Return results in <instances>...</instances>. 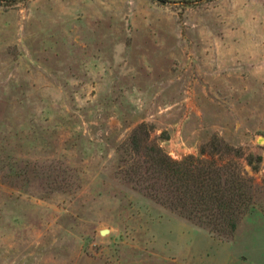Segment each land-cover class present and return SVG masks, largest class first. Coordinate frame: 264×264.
<instances>
[{
	"label": "rangeland",
	"instance_id": "rangeland-1",
	"mask_svg": "<svg viewBox=\"0 0 264 264\" xmlns=\"http://www.w3.org/2000/svg\"><path fill=\"white\" fill-rule=\"evenodd\" d=\"M141 123L238 151L232 236L126 179ZM0 264H264V0H0Z\"/></svg>",
	"mask_w": 264,
	"mask_h": 264
},
{
	"label": "trees",
	"instance_id": "trees-1",
	"mask_svg": "<svg viewBox=\"0 0 264 264\" xmlns=\"http://www.w3.org/2000/svg\"><path fill=\"white\" fill-rule=\"evenodd\" d=\"M151 128L141 123L131 135V147L141 153L146 165L132 162L125 170L127 180L157 202L177 210L183 216L207 226L218 235L230 237L239 221L254 205L253 181L235 162L238 154L214 137L198 155L173 159L159 144L143 145L141 136ZM161 136L168 139L165 132ZM208 153L209 157H203ZM223 155L227 158H224ZM262 156H249L247 162L258 171Z\"/></svg>",
	"mask_w": 264,
	"mask_h": 264
},
{
	"label": "water",
	"instance_id": "water-1",
	"mask_svg": "<svg viewBox=\"0 0 264 264\" xmlns=\"http://www.w3.org/2000/svg\"><path fill=\"white\" fill-rule=\"evenodd\" d=\"M109 230L108 229H102V230H100V233L101 234H105V233H107Z\"/></svg>",
	"mask_w": 264,
	"mask_h": 264
},
{
	"label": "bare ground",
	"instance_id": "bare-ground-1",
	"mask_svg": "<svg viewBox=\"0 0 264 264\" xmlns=\"http://www.w3.org/2000/svg\"><path fill=\"white\" fill-rule=\"evenodd\" d=\"M260 140H262V138H260Z\"/></svg>",
	"mask_w": 264,
	"mask_h": 264
}]
</instances>
